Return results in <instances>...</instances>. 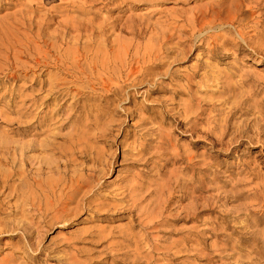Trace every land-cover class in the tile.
<instances>
[{
  "label": "rangeland",
  "instance_id": "1",
  "mask_svg": "<svg viewBox=\"0 0 264 264\" xmlns=\"http://www.w3.org/2000/svg\"><path fill=\"white\" fill-rule=\"evenodd\" d=\"M213 1L0 0V137L32 161L1 149L0 264H264V141L224 133L264 118V0L191 40ZM29 18L99 28L86 75L33 63Z\"/></svg>",
  "mask_w": 264,
  "mask_h": 264
},
{
  "label": "bare ground",
  "instance_id": "2",
  "mask_svg": "<svg viewBox=\"0 0 264 264\" xmlns=\"http://www.w3.org/2000/svg\"><path fill=\"white\" fill-rule=\"evenodd\" d=\"M48 1H54V0H48ZM71 4H72L71 6L73 7V9L74 8L75 9L84 8L85 10L86 9L91 10V8L85 7L84 3H82V4L71 3ZM224 5H225V0L224 1L223 0L213 1V2L209 3L208 5L202 7V9H200V11H198L196 14L192 15V19L188 20L184 26L185 29L188 28V31H186L185 33L189 35V38L191 40L197 39L195 37V34H194V31L196 30V32L199 34V41L198 42L204 43L206 40L213 37L212 34L208 35V33H206V32L213 31V30L216 31L215 29H218L219 32H222V31H224L225 25H226V27H228V26L233 27L234 24L239 22V20H238L239 16L238 15H239L241 7H239L234 1H231V3L226 5L225 7H224ZM89 7H90V5H89ZM31 9H33V7H31ZM35 9L37 10V8H35ZM27 21L37 28V36L35 35L36 37L34 36L35 38H32L34 40L31 39L32 43H34V44L36 43V44L41 45L40 47L37 45L36 49H33L32 48L33 46L32 47H30V46L26 47V49L29 50L30 54H32L30 60L33 63H35L36 65L50 64L53 68H55L59 72L63 71V72H66L67 74H70V75H73L75 72H77V70H80L81 74L86 75V71H85L86 69H84V68L79 69V64L81 61L84 60L85 62H87V60L89 58H91L90 56L92 55V53H91V49H90L91 47L90 46L93 45V43H94L93 38H92L94 36L93 34L99 33V34H101V36H103V33L99 28L97 29V28L93 27V23L91 24V23H87V22H83V21L79 20L78 23L75 22L73 24H68L63 29H61L59 31L57 30L54 32V34H52L51 36L50 35L46 36L47 38H45L44 37V35H45L44 30L47 27V23L44 20H39V22H34L33 19L29 18V19H27ZM84 24H89V26L84 25ZM239 26H241V23ZM83 28H91V30H92L90 34L86 35L87 38H89L88 42H82L81 41L84 33L85 34L87 33V31H85ZM225 33L229 34L226 31H225ZM233 33L236 34L237 39L239 41H241V42L245 41L246 35L244 34V32H242L239 29H234ZM71 34H73V37H71V39L69 40V45L66 46L67 48L65 50H62L63 48L60 47L62 44H60L59 47L57 46L59 40H61L62 43H63V41H65V43H66L68 35H71ZM37 37H38V39H37ZM32 43H30L29 45H31ZM26 49L24 48L23 50L26 51ZM88 76H90V75H88ZM86 78H87V76H86ZM99 84H100L99 86L101 87V89L105 92H110L112 90V88L109 87L108 85H103L101 83H99ZM240 111H241V108H238L236 110V112H240ZM224 133H226V135L229 133L233 137L234 141H237L238 139H244L245 137L247 139H250V140L255 139L257 141H261V139H263V141H264V118L258 119L257 121H255L254 124L244 123V124H242L236 128H231V129L229 128V126L227 127V129L225 127ZM218 136L220 137V135H218ZM7 147H9V149H11V151L13 152V155H16V157H17V161H18L19 165H17L15 170L18 168L17 170L19 171V173L23 177L22 179H20L21 183L24 182V184H25L26 181L29 180V176L32 172L31 170H29V172H25L26 168L24 167L27 164H29L28 166H30V168L32 167V161L27 158V154H26L28 148L25 144H23L21 142L10 141V140H7V139L0 137V152H1V149H2V151L5 149L8 150ZM40 147L42 148L44 154H47V156L52 157L53 155H55L54 151L56 150V148L54 149V147H51L49 144L45 145V147H43V146H40ZM0 154H2V153H0ZM2 155H4V153ZM2 155H1V157H2ZM9 155H10V157L13 156L12 153L11 154L9 153ZM9 155H7V156H9ZM4 158H5V156H4ZM5 159L8 162H11V166H13L12 162H14V161H11L13 159H9V160L7 158H5ZM48 162H49L48 159H44L42 163L40 162L39 163L40 164L39 169L41 168V171H42V169H43L42 165H46V166H44V167H46V169L45 168L44 169L49 170L50 166H49ZM15 163H14V165H15ZM12 170H14V169L12 168ZM0 173H2V172H0ZM12 173L13 172H10L9 174H7L6 172H4L3 175L0 174V187L1 188L7 189L9 181L13 178L14 175H16L15 171L13 174ZM32 178L34 179V177H32ZM261 207L262 208L264 207V201L262 202Z\"/></svg>",
  "mask_w": 264,
  "mask_h": 264
}]
</instances>
